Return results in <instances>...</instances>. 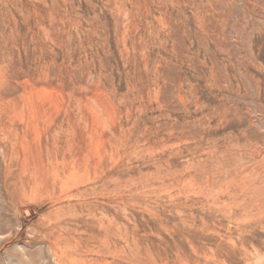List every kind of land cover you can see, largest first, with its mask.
<instances>
[{
	"label": "rangeland",
	"instance_id": "374dc122",
	"mask_svg": "<svg viewBox=\"0 0 264 264\" xmlns=\"http://www.w3.org/2000/svg\"><path fill=\"white\" fill-rule=\"evenodd\" d=\"M0 264H264V0H0Z\"/></svg>",
	"mask_w": 264,
	"mask_h": 264
},
{
	"label": "bare ground",
	"instance_id": "6f19581e",
	"mask_svg": "<svg viewBox=\"0 0 264 264\" xmlns=\"http://www.w3.org/2000/svg\"><path fill=\"white\" fill-rule=\"evenodd\" d=\"M38 102V101H37ZM32 117V116H31ZM16 149V148H15Z\"/></svg>",
	"mask_w": 264,
	"mask_h": 264
}]
</instances>
